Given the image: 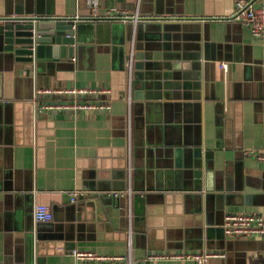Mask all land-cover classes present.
Masks as SVG:
<instances>
[{
	"label": "crops",
	"instance_id": "crops-1",
	"mask_svg": "<svg viewBox=\"0 0 264 264\" xmlns=\"http://www.w3.org/2000/svg\"><path fill=\"white\" fill-rule=\"evenodd\" d=\"M235 2L98 0L92 9L87 0H0V16L6 7L17 10L26 3L55 16L103 18L93 41L80 46L68 66L42 75L41 86L32 73L16 72L0 51V264H119L77 260L73 250L129 257L137 264H195L190 256L206 250L222 254L207 264H264V234L225 237L224 243L202 238L205 227L219 226L222 214L252 212L264 219V158H257L264 155L262 46L232 18ZM111 8L137 17L210 18L167 21V46L157 34L139 31L158 46L157 60L181 57L182 78H197L202 88L160 100L134 99L132 89L127 97V27L134 21L104 19ZM202 38L207 45L200 62L193 54L202 50ZM42 88L108 91L79 100L109 107L42 110L71 101L39 94ZM203 151L214 152L218 169L228 163L230 191L213 196L198 189L187 167ZM73 192L81 195L70 202ZM248 195L262 205L246 206ZM36 204L49 208L52 221L34 222ZM51 225L61 226L70 241L63 238L51 254L37 255L36 231Z\"/></svg>",
	"mask_w": 264,
	"mask_h": 264
},
{
	"label": "water",
	"instance_id": "water-1",
	"mask_svg": "<svg viewBox=\"0 0 264 264\" xmlns=\"http://www.w3.org/2000/svg\"><path fill=\"white\" fill-rule=\"evenodd\" d=\"M134 7L133 4L132 9ZM102 19L94 14L84 18L55 16L52 13L29 9L26 3H23L22 7L17 10L8 6L4 11V15L0 16V51L10 56L16 72L24 70L32 73L33 76L35 75V84L41 86L42 75L45 74L48 77L51 74L49 72L53 69L68 66L67 64H70L79 47L93 41L92 34L97 22ZM104 19L113 20L108 16H105ZM175 19L167 20V18L159 16H138L134 22L128 23L126 51L131 58L134 54V59H131V67L126 71L127 97H130V90L132 89L133 95H131L134 99L145 97L149 100H160L173 97L177 91L182 93L184 90H200L202 88V83L197 78H193V80L182 78V72L186 65L184 62L179 61L181 57L159 61L156 58L158 46L147 42L148 39L143 36H139L141 30L148 32L150 35L157 34L164 41L162 45L167 46L168 41H170V32L164 29L168 24L167 21L181 23L187 19L205 20L210 18ZM129 20H132V18ZM180 28H182V25ZM150 40L156 41V39ZM206 43L205 38H202L200 42L202 50L193 54V57H196V60L198 59L200 62L205 59L203 57H205L204 46L207 45ZM141 69L144 70L142 75L139 72ZM144 89L145 92L142 91ZM219 118L217 117V123ZM175 155L176 160H179L180 153L178 150ZM194 155L193 165L187 168L195 182H198V189L204 188L206 191H213L214 193H210L213 196L232 189L229 178L230 169L227 162H225L224 168L218 169L219 162L215 161L213 151H203V153H194ZM208 195H205L204 200ZM252 198L254 196H244V204L246 206L262 205L261 202L254 201ZM224 215L222 214L219 226H209L203 229L202 238L204 243L212 240L213 237L224 243L225 236L221 227ZM47 228L37 229L36 231L34 249L37 255L42 254L44 250L49 251L47 253L51 254L54 247L58 249L61 246L59 241L63 238L70 241L67 234H62L64 229L61 226L51 225Z\"/></svg>",
	"mask_w": 264,
	"mask_h": 264
},
{
	"label": "built area",
	"instance_id": "built-area-1",
	"mask_svg": "<svg viewBox=\"0 0 264 264\" xmlns=\"http://www.w3.org/2000/svg\"><path fill=\"white\" fill-rule=\"evenodd\" d=\"M254 0H236L235 11L233 19L243 26L249 28L253 38L260 41L262 46V63L264 65V0H256L257 4L253 5ZM87 5L92 9H95L98 5V0H87ZM106 16L111 18H121L126 20L132 18L136 20L137 14L129 15L126 12L111 8L108 10ZM78 16H76L77 18ZM127 69L131 67V56L127 61ZM219 68L222 70L226 69L225 63H220ZM39 94L54 95L61 94L71 97V101H65L55 104H47L42 106V110L46 111H71V112H99L108 109L109 105L104 102H89L80 101L79 98L87 94L93 96L102 93H108V91L100 90H87V89H63V88H42L37 91ZM258 159H263V154L257 155ZM130 191L127 190V194ZM123 194V192L121 193ZM81 195L78 192H73L69 195L70 202H74L77 197ZM117 196L118 193L113 194ZM32 218L36 223H47L52 221L53 216L49 208L45 205L36 204L32 208ZM224 236L227 238H255L264 234V219L261 215L252 212H234L226 213L224 215L223 223ZM183 254V253H182ZM72 255L77 260H89V261H115L119 264H137L132 261L129 257H100L92 252H85L80 250H73ZM211 257H222V254L212 253L206 250H202L199 253L192 254L190 258L195 264H207V261Z\"/></svg>",
	"mask_w": 264,
	"mask_h": 264
}]
</instances>
